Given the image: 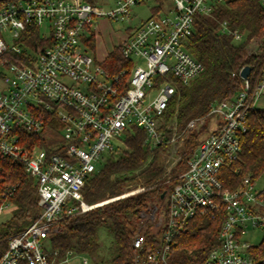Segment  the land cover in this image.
Returning <instances> with one entry per match:
<instances>
[{
	"label": "built area",
	"instance_id": "built-area-1",
	"mask_svg": "<svg viewBox=\"0 0 264 264\" xmlns=\"http://www.w3.org/2000/svg\"><path fill=\"white\" fill-rule=\"evenodd\" d=\"M113 1V9L106 10L98 0H0V157L21 163L35 178L41 207L38 217L9 239L0 264H58L48 253L51 233L63 218L105 203L86 202L83 188L111 153L127 147L123 136L134 127L144 129L151 147L175 140V135L166 140L162 129L166 110L179 86L204 70L186 41L196 13L209 15L223 0H171L168 11L153 13L119 44L132 67L110 73L90 52L86 34H95L99 16H129L147 0ZM46 22L54 43L30 51L29 61L22 58V34L32 24L43 33ZM219 30L237 43L248 41L249 52H262L254 37L227 21ZM250 75L251 70L247 78L240 72L243 85L233 97L216 100L207 115L188 122V130L206 124L208 130L168 191L164 213L154 206L146 214L151 237L142 230L133 237V264H182L172 260L180 234L196 217L221 214L220 243L199 264H255L250 252L255 244L245 236L250 227L264 230V189L257 191L250 176L237 188H226L220 177L222 168L241 156L250 113L264 110V63L256 81ZM46 110L59 128L46 126ZM41 134L44 144L33 141ZM15 188L6 187L0 212L13 205ZM83 263L88 264L86 257Z\"/></svg>",
	"mask_w": 264,
	"mask_h": 264
},
{
	"label": "trees",
	"instance_id": "trees-1",
	"mask_svg": "<svg viewBox=\"0 0 264 264\" xmlns=\"http://www.w3.org/2000/svg\"><path fill=\"white\" fill-rule=\"evenodd\" d=\"M158 1L160 4L152 6V13L163 9V0ZM223 21H227L232 29L245 31L249 38L254 37L262 52H249L248 41L237 43L231 34L219 30ZM90 35L85 42L90 51L95 52V36L94 33ZM21 39L25 45L21 57L28 61L31 59L30 51L38 52L54 43L52 36L43 34L36 24L28 26ZM186 47L204 64V70L190 84L179 86L166 110L162 126L166 140L173 136L172 126H169L172 119H175L179 133L186 130L181 151L183 163L193 155L203 133L208 130V124L200 131L187 130L188 122L207 115L216 100L233 97L242 88L240 72L246 65L251 66L250 79H258L264 63V4L261 0H223L209 15L196 13L194 32L186 41ZM101 63L110 73L131 68L133 64L124 57L120 45L114 46ZM42 117L46 126L49 123L57 128L61 126L50 110H46ZM41 138L42 134L33 141L44 144ZM145 139L144 129L134 127L133 132L126 136L127 147L115 152L117 156L111 153L104 165L89 177L83 188L85 201L89 204L108 201L86 212L63 218L49 237L50 258L59 262L69 253L96 255L101 249L98 229L106 226L114 235V243L105 264H133V237L139 230L143 231V227H148L145 232L151 234L152 223L146 214L154 206H157L156 213L160 214L161 206L156 201L162 202L165 197L162 195H166L173 185V181L170 187L165 183L168 177L161 156L171 143L167 141L151 147L145 144ZM263 172L264 110H254L249 115L248 129L242 137L240 158L223 167L220 177L226 188L234 189L247 176L256 181ZM175 174L174 170L170 177ZM139 185L144 187L143 191L121 197ZM6 187L16 188L10 196L12 215L0 223V258L8 249L9 239L27 228L41 212L35 178L24 171L21 163L0 157V206L4 202ZM222 218L221 214L215 219L202 216L192 219L186 232L178 237L173 262H202L220 243ZM250 252L257 259L255 264H264V238ZM20 264L28 263L21 261Z\"/></svg>",
	"mask_w": 264,
	"mask_h": 264
},
{
	"label": "rangeland",
	"instance_id": "rangeland-1",
	"mask_svg": "<svg viewBox=\"0 0 264 264\" xmlns=\"http://www.w3.org/2000/svg\"><path fill=\"white\" fill-rule=\"evenodd\" d=\"M98 3L104 5V9L106 10L113 9L111 7H114L113 0L109 1V5L104 4L105 2H102L101 0H98ZM155 3L156 0H147L141 2L131 8L129 16L118 14V19L110 18L107 16H99L96 20L97 26L95 28L94 34L96 41V53L93 51L90 52H92V54L96 55L98 58H105L108 53L114 48V46L119 45L123 42L124 38L128 35L131 29L138 27L142 21L146 20L153 14L152 6H154ZM171 5V0H164L163 9L161 10V13L168 11ZM42 31L46 35L50 34V28L47 22L45 23V26L43 27ZM7 34L9 38V32ZM86 35L87 37L91 36L89 34ZM3 86L4 84L2 83V79L0 78V89H2ZM169 126H172V135H175L176 137L175 140L171 142L170 148L162 152L161 156L166 170L165 174H167L168 177L165 183L168 184V186L170 187V182L173 181L174 183V181H176V177L181 174L186 168V163H183L181 155V151L184 146L183 139H185L186 130H183L179 133L175 119H172V121L169 123ZM195 130L200 131L199 129ZM123 137H126V134ZM117 154L118 153H115L116 156ZM174 170L176 171V174L174 175V177H170V174ZM142 188L143 187L139 185L137 188H133L124 192L121 197L143 191L144 189ZM255 189L257 191H261L264 189V172L256 179ZM167 195L168 194L165 195L164 200H162V202L156 201L161 206V209L159 210L161 214L164 213L163 209L166 208ZM12 208L13 205H10L9 207H4V210L0 212V223L8 220L11 217ZM58 227L59 225H57L56 229H58ZM146 229H148V227H143V231H145ZM98 237L101 244V249L96 255L72 254L68 257V260H66L65 258L64 260L66 261L62 262L61 260L58 262V264H84V257L88 259V264H105V259L111 256L110 246L114 243V235L106 226H101L98 229ZM263 238L264 230L255 227L248 228V233L245 236V239L247 241L255 245L259 244L263 240Z\"/></svg>",
	"mask_w": 264,
	"mask_h": 264
},
{
	"label": "water",
	"instance_id": "water-1",
	"mask_svg": "<svg viewBox=\"0 0 264 264\" xmlns=\"http://www.w3.org/2000/svg\"><path fill=\"white\" fill-rule=\"evenodd\" d=\"M251 70V66L250 65H246L242 70H241V76L244 78H247L249 76ZM165 196V193L162 195V197Z\"/></svg>",
	"mask_w": 264,
	"mask_h": 264
},
{
	"label": "crops",
	"instance_id": "crops-1",
	"mask_svg": "<svg viewBox=\"0 0 264 264\" xmlns=\"http://www.w3.org/2000/svg\"><path fill=\"white\" fill-rule=\"evenodd\" d=\"M104 4H106V3H104ZM109 4H110V3H108L107 5H109ZM109 53H110V52H109ZM109 53H108V54H109ZM107 56H108V55H107ZM107 56H106V57H107ZM106 57H105V58H106ZM105 58H102V59H105ZM100 59H101V58H100ZM102 59H101V60H102Z\"/></svg>",
	"mask_w": 264,
	"mask_h": 264
}]
</instances>
